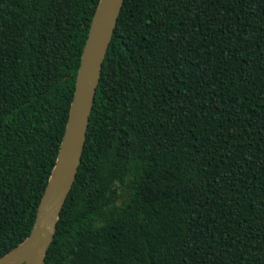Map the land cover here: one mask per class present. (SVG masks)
<instances>
[{
	"label": "trees",
	"instance_id": "obj_1",
	"mask_svg": "<svg viewBox=\"0 0 264 264\" xmlns=\"http://www.w3.org/2000/svg\"><path fill=\"white\" fill-rule=\"evenodd\" d=\"M100 0H0V257L30 234ZM44 264H264V0H124Z\"/></svg>",
	"mask_w": 264,
	"mask_h": 264
},
{
	"label": "water",
	"instance_id": "obj_2",
	"mask_svg": "<svg viewBox=\"0 0 264 264\" xmlns=\"http://www.w3.org/2000/svg\"><path fill=\"white\" fill-rule=\"evenodd\" d=\"M123 3L124 0L99 1L82 51L56 162L38 205L32 230L17 248L0 257V264H44L81 162L104 58Z\"/></svg>",
	"mask_w": 264,
	"mask_h": 264
}]
</instances>
